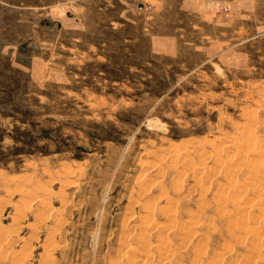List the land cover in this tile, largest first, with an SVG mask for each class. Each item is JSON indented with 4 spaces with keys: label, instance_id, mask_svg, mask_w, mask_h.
<instances>
[{
    "label": "rangeland",
    "instance_id": "374dc122",
    "mask_svg": "<svg viewBox=\"0 0 264 264\" xmlns=\"http://www.w3.org/2000/svg\"><path fill=\"white\" fill-rule=\"evenodd\" d=\"M262 170L264 0H0V264H264Z\"/></svg>",
    "mask_w": 264,
    "mask_h": 264
},
{
    "label": "bare ground",
    "instance_id": "6f19581e",
    "mask_svg": "<svg viewBox=\"0 0 264 264\" xmlns=\"http://www.w3.org/2000/svg\"><path fill=\"white\" fill-rule=\"evenodd\" d=\"M245 131H246V130H245ZM250 132H252L251 129H250ZM243 137H245V136H243ZM246 137H247V136H246ZM250 137H251V136H250ZM250 137H249V138H250ZM252 138H253V137H252ZM252 138H251V140H252ZM257 138H258V137H257ZM241 140H242V139H241ZM247 140H248V139H246V140L243 142L244 144L242 143L243 146H247V145L249 144L248 142H246ZM249 140H250V139H249ZM254 140H255V139H254ZM242 141H243V140H242ZM225 142H226V141H225ZM245 142H246L247 144H246ZM254 144H255V143H254ZM262 144H263V143H262ZM227 145H228V144H227ZM260 145H261V144H260ZM220 146H221V145H220ZM239 146H240V145H239ZM243 146H241V147H243ZM250 146H251V145L249 144L248 147H250ZM253 146H255V145H253ZM259 147H260V146H259ZM223 148H224V147H223ZM239 148H240V147H239ZM244 148H245V147H244ZM244 148H243V150H242V148H241V149H240V152H241V151L244 152V150H246V149H244ZM250 148H251V147H250ZM254 148H255V147H254ZM261 148H262V146H261ZM261 148H259V149H261ZM181 149H182V148H181ZM215 149H216V148H215ZM221 149H222V148H221ZM221 149H220V150H221ZM228 149H229V146H228L227 150H228ZM248 149H249V148H248ZM185 150H186V149H185ZM222 150H225V149H222ZM222 150H221V151H222ZM238 150H239V149H238ZM251 150H252V149H251ZM255 150H256V148H255ZM262 150H263V149H262ZM262 150H261V151H262ZM183 151H184V150H183ZM187 151H188V150H187ZM221 151H220V152H221ZM253 151H254V150H253ZM257 151H258V149H257ZM184 152H186V151H184ZM184 152H183V153H184ZM240 152H238V153H240ZM243 152H241V154H243ZM246 152H247V150H246ZM176 153H177V152H176ZM211 153H213V152H211ZM223 153H224V152H223ZM233 154H234V153H233ZM241 154H240V155H241ZM250 154H251V157L249 156V158H251V164H253V168H254L255 165H257L258 163H257V160L255 161V157H254V160L252 161V158H253V157H252V152H251ZM253 154L255 155V153H253ZM257 154H258V152L256 153V155H257ZM261 154L263 155L262 152L260 153V155H261ZM228 155H229V154H228ZM228 155H227V158H230V159H231L232 156L230 157V156H228ZM237 155H238V154H237ZM245 155H246V154H245ZM245 155H244V158L247 159L248 157H247V155H246V157H245ZM258 155H259V154H258ZM260 155H259V157L261 158L262 156H260ZM218 156H219V155H218ZM220 157H221V155H220ZM234 157H235V156H234ZM241 158H242V157L240 156V159H241ZM256 158H257V157H256ZM203 159H204V158H203ZM217 159L219 160V161L217 160L218 163H219L221 158H217ZM262 159H263V157H262ZM182 160H183V159H182ZM227 160H228V159H227ZM237 160H238V159H237ZM242 161H243V160H242ZM244 161H245V160H244ZM254 161H255L256 163H252V162H254ZM208 162H209V161H208ZM245 162H246V161H245ZM247 162H248V160H247ZM230 163H231V162H230ZM237 163H238V162H237ZM226 164H227V163H226ZM246 164H247V163H246ZM246 164H245V166H246ZM251 164H250V165H251ZM188 165H189V164H188ZM192 165H193V164H192ZM192 165H191V166H192ZM194 165H195V164H194ZM216 165H217V164H216ZM237 165H238V164H237ZM250 165H249V166L247 165L249 170L252 169V168L250 167ZM191 166H190V167H191ZM226 166H229V168H230L229 163H228ZM240 166H241V165H240ZM245 166H244V167H245ZM251 166H252V165H251ZM221 167H222V166H221ZM224 167H225V165H224ZM231 167H232V166H231ZM249 167H250V168H249ZM262 167H263V165H262ZM199 168H200V167H199ZM206 168H208V167H206ZM227 168H228V167H227ZM229 168H228V169H229ZM240 168H241V167H240ZM215 169H216V168H214V170H215ZM220 169H221V168H220ZM225 169H226V167H225ZM228 169H227V170H228ZM231 170H233V169H231ZM243 170H244V169H243ZM252 170H253V169H252ZM252 170H251V171H252ZM260 170H261V169H260ZM251 171H249V172H251ZM255 171H257V170L255 169ZM262 171H263V170H262ZM231 172H232V171H231ZM259 172H260V171H259ZM263 172H264V171H263ZM263 172H262V173H263ZM214 173H215V172H214ZM251 173H252V172H251ZM231 174L234 175L235 173H231ZM249 174H250V173H249ZM249 174L247 173V177L249 176ZM252 174H253V173H252ZM225 175L227 176L226 172H225ZM229 175H230V174H228V176H229ZM257 175H258V174H257ZM260 175H262V174H260ZM226 176H225L224 178H226ZM228 176H227V177H228ZM254 176H255V175H254ZM262 176H264V173H263ZM251 177H253V175H251ZM251 177H250V178H251ZM260 177H261V176H260ZM260 177H259V178H260ZM229 178H230V177H229ZM255 178H256V177H255ZM161 179H162V178H161ZM212 179H213V178H212ZM235 179H236V178H235ZM251 179H252V178H251ZM261 179H262V178H261ZM227 180H230V179H227ZM177 181H178V180H177ZM230 181H231V180H230ZM237 181H238V180H237ZM251 181H252V180H251ZM262 181H264V180L262 179ZM175 182H176V181H175ZM178 182H179V181H178ZM178 182H177V183H178ZM180 182H182V181H180ZM180 182H179V183H180ZM227 182H228V181H227ZM231 182H232V181H231ZM239 182H240V181H239ZM254 182H255V181H253V183H254ZM257 182H258V181H257ZM257 182H256V183H257ZM259 182H260V181H259ZM233 183H234V182H232V184H233ZM256 183H254V184H256ZM260 183H261V182H260ZM237 184L239 185V183H237ZM251 184H252V183H251ZM147 185H148V184H147ZM176 185H177V184H176ZM178 185H179V184H178ZM178 185H177V186H178ZM224 185H225V184H224ZM224 185H222V186H224ZM252 185H253V184H252ZM258 185L262 187V185H260V184H258ZM258 185H257V186H258ZM179 186H180V185H179ZM225 186H226V185H225ZM236 186H237V185H236ZM239 186H240V185H239ZM242 186H243V185H242ZM259 186H258V189H256V190H259V191H260V190H261V187H259ZM145 187H146V186H145ZM147 187H148V186H147ZM172 187H173V185H172ZM253 187L255 188V185H254ZM182 188H183V187H182ZM206 188H207V187H206ZM236 188H237V187H236ZM240 188H241V187H240ZM259 188H260V189H259ZM263 188H264V187H263ZM146 189H147V188H146ZM149 189H150V188H149ZM162 189H163V188H162ZM245 189H246V188H245ZM178 190H179V189H178ZM147 191H148V190H147ZM165 191H166V190H165ZM179 191H180V190H179ZM219 191H221V190H219ZM225 191H226V190H225ZM174 192H175V191H174ZM134 193H135V192H134ZM142 193H143V191H142ZM179 193H180V192H179ZM222 193H223V192H218L217 195L219 194L220 196H223ZM251 193H252V192H251ZM173 194H174V193H173ZM223 194L225 195L226 192H224ZM159 195H160V194H159ZM161 195H162V194H161ZM166 195H167V194H166ZM181 195H182V194H181ZM237 196H238V195H237ZM240 196H241V195H240ZM151 197H152V196H151ZM185 197H186V196H185ZM227 197H228V196H227ZM238 197H239V196H238ZM143 198H144V196H143ZM145 198H146V197H145ZM180 198H181V197H180ZM174 199H175V198H174ZM228 199H229V198H228ZM235 199H236V197H235ZM240 199H241V198H240ZM251 199H252V198H251ZM39 200H40V199H39ZM146 200H147V199H146ZM218 200H219V199H218ZM221 200H223V199H220V201H221ZM248 200H249V199H248ZM27 201H28V200H27ZM158 201H159V200H158ZM231 201H232V200H231ZM244 201H245V200H244ZM252 201H253V200H252ZM252 201H250V202H252ZM262 201H263V200H262ZM225 202L227 203V201H225ZM225 202L223 201V203H225ZM228 202H229V201H228ZM239 202H241V201H239ZM39 203H40V202H39ZM140 203H141V202H140ZM234 203H235V202H234ZM237 203H238V202H237ZM243 203H244V202H243ZM258 203H259V202H258ZM227 204H228V203H227ZM241 204H242V203H241ZM156 205H157V204H156ZM165 205H166V203H165ZM216 205H217V204H216ZM255 205H256V204H255ZM228 206H229V205H228ZM232 206H233V204H232ZM235 206H236V204H235ZM160 207H161V206H160ZM169 207H170V206H169ZM173 207H174V206H173ZM153 208H154V207H153ZM200 208H201V207H200ZM202 208H203V207H202ZM232 208H234V207H232ZM148 209H149V208H148ZM169 209H170V208H169ZM255 209H256V208H255ZM262 209H264V208H262ZM153 210H154V209H151V211H153ZM163 210H164V209H163ZM221 210H222V209H221ZM231 210H233V209H230V211H231ZM258 210H259V209H258ZM157 211H158V210H157ZM173 211H174V210H173ZM173 211H172V212H173ZM180 211H181V210H180ZM255 211H256V210H255ZM160 212H161V211H160ZM162 212H163V211H162ZM166 212H167V211H165V213H166ZM170 212H171V209H170ZM219 212H221V211H219ZM222 212H223V211H222ZM222 212H221V213H222ZM257 212H258V211H257ZM263 212H264V211H263ZM163 213H164V212H163ZM204 213H205V212H204ZM221 213H220V214H221ZM261 213H262V211H261ZM151 214H152V213H151ZM166 214H167V213H166ZM166 214H165V216H166ZM168 214H169V213H168ZM168 214H167V215H168ZM170 214H171V213H170ZM199 214H200V213H199ZM237 214H238V213H237ZM237 214H236V215H237ZM149 215H150V214H149ZM153 215H154V214H153ZM224 215H225V213H224ZM247 215H248V214H247ZM252 215H253V214H252ZM257 215H258V214H257ZM257 215H255V216H257ZM132 216H133V214H132ZM132 216L130 215V217H132ZM134 216H135V214H134ZM154 216H155V215H154ZM173 216H174V215H173ZM173 216H170V215H169L170 220H171V218H172ZM175 216H176V214H175ZM175 216H174V217H175ZM177 216H178V215H177ZM222 216H223V215H222ZM259 216H262V215L259 214L258 217H259ZM150 217H151V216H150ZM167 217H168V216H167ZM169 217H168V218H169ZM174 217H173V218H174ZM232 217H233V216H232ZM236 217H237V216H236ZM243 217H244V214H243ZM173 218H172V219H173ZM195 218H196V217H195ZM241 218H242V217H241ZM241 218H240V219H241ZM259 218H262V217H259ZM150 219H151V218H150ZM152 219H153V218H152ZM165 219H166V218H165ZM174 219L177 220L178 218L176 217V218H174ZM233 219H235V218H233ZM242 219H244V218H242ZM247 219H248V218H247ZM247 219H246V220H247ZM254 219H255V218H254ZM183 220H184V219H183ZM192 220H193V218H192ZM227 220H228V219H227ZM143 221H144V220H143ZM177 221H178V220H177ZM180 221H181V220H180ZM193 221H196V219H194ZM199 221L201 222V220H199ZM230 221H232V220H230ZM244 221H245V220H244ZM171 222H172V221H171ZM173 222H174V221H173ZM232 222H233V221H232ZM236 222H237V221H236ZM245 222H246V221H245ZM254 222H255V220H254ZM142 223H143V222H142ZM174 223H176V222H174ZM196 223H199V222L196 221ZM201 223H202V222H201ZM256 223H257V222H256ZM260 223H261V222H260ZM263 223H264V222H263ZM146 224H147V222H146ZM148 224H149V222H148ZM163 224H164V222H163ZM166 224H168V223H166ZM169 224L171 225V223H169ZM180 224H182V223H180ZM183 224H184V223H183ZM250 224H251V223H250ZM250 224H249V225L247 224V225L250 227V226L252 225V224H251V225H250ZM173 225H174V224H172V226H173ZM176 225H178V224H176ZM204 225H205V224H204ZM244 225H245V224H244ZM259 226H260V224H259ZM161 227H163V226H161ZM166 227H167V226H166ZM174 227H175V226H174ZM229 227H230V226H229ZM242 227H243V226H241V228H242ZM245 227H246V226H245ZM260 227H263V226H260ZM163 228H165V225H164ZM175 228H176V227H175ZM256 228H257V226H256ZM256 228H255V226H254V227H251L250 229H251V230H254V229H256ZM258 228H259V227H258ZM165 229H166V228H165ZM170 229H172V228H170ZM186 229H187V228H186ZM235 229H237V228H235ZM243 229H244V228H243ZM259 229L261 230V228H259ZM259 229H258V230H259ZM180 230H181V229H180ZM256 230H257V229H256ZM141 231H142V230H141ZM144 231H145V230H144ZM169 231H170V230H169ZM169 231H168V232H169ZM145 232H146V231H145ZM246 232H247V231H246ZM248 232H250L249 229H248ZM251 232H252V234H253V231H251ZM259 233H260V231H259ZM257 234H258V233H257ZM0 235H1V234H0ZM241 235H242V234H241ZM181 236H182V235H181ZM207 236H208V235H207ZM163 237H165V236H163ZM183 237H184V236H183ZM183 237H181V238H183ZM185 237H186V236H185ZM185 237H184V239H186ZM165 238L167 239V237H165ZM165 238H163V239H165ZM205 238H206V237H205ZM7 240H8V239H7ZM140 240H141V239H140ZM143 240H144V239H143ZM168 240H170V239L168 238ZM186 240H188V239H186ZM204 240H205V239H204ZM165 241H166V240H165ZM182 241H183V240H182ZM201 241H202V240H201ZM166 242H167V241H166ZM184 242H185V243H184ZM163 243H164V242H163ZM183 243L186 245V241H183V242H182V245H184ZM120 244H121V243H120ZM161 244H162V243H161ZM166 244H167V243H166ZM187 244H189L188 241H187ZM121 245H122V244H121ZM167 245H168L167 248H169V244H167ZM172 245H173V244H172ZM174 246H175V245H174ZM180 246H181V245H179L178 248H180ZM201 246H202V244H201ZM203 246H204V245H203ZM205 246H207V244H206ZM205 246H204V247H205ZM164 247H165V246H164ZM186 247H187V245H186ZM128 248H129V247H128ZM167 248H166V251H168ZM170 248H171V247H170ZM173 248H174V247H173ZM178 248H177V254L179 253ZM182 248H183V247H182ZM171 249H172V248H171ZM171 249H170V250H171ZM132 250H133V249H132ZM170 250L168 251V253L170 252ZM171 251H172V250H171ZM199 251H200V250H199ZM173 252H174V251H173ZM181 252H182V251H181ZM125 253H126V252H125ZM195 253H197V252H195ZM221 253H222V252H221ZM169 254H170V253H169ZM175 254H176V253H175ZM180 254H181V253H180ZM197 254H201V253H197ZM125 255H126V254H125ZM125 255H124V256H125ZM165 256H166V255H165ZM170 256H171V255H170ZM175 256H176V255H175ZM177 256H178V255H177ZM122 257H123V256H122ZM125 257H126V256H125ZM127 257L129 258L130 256H127ZM146 257H147V256H146ZM146 257H145V258H146ZM149 257H150V256L148 255V259L151 258V257H150V258H149ZM172 257H173V256H172ZM179 257H180V256H179ZM203 257H204V256H203ZM206 257H207V256H206ZM128 258H126V259L129 260ZM145 258H143V259L145 260ZM155 258H156V257H155ZM161 258H162V257H161ZM132 259H133V261H134L135 257H132ZM132 259L130 258V260H132ZM136 259H137V258H136ZM217 259H218V258H217ZM146 260H147V259H146ZM133 261H132V262H133ZM137 261H138V260H137ZM150 261H151V260H150ZM150 261H149V262H150ZM203 261H204V260H203ZM216 261H217V260H216ZM139 262L142 263L141 261H139ZM139 262H138V263H139ZM143 262H144V261H143ZM146 262H148V261H146ZM178 262H179V261H178ZM191 262H192V261H191ZM197 262H198V261H196L195 263H197ZM247 262H248V261H247ZM249 262H250V261H249ZM245 263H246V262H245ZM143 264H144V263H143ZM148 264H149V263H148ZM156 264H157V262H156ZM198 264H200V263H198Z\"/></svg>",
    "mask_w": 264,
    "mask_h": 264
},
{
    "label": "crops",
    "instance_id": "0c3cea01",
    "mask_svg": "<svg viewBox=\"0 0 264 264\" xmlns=\"http://www.w3.org/2000/svg\"><path fill=\"white\" fill-rule=\"evenodd\" d=\"M153 47L155 48V50L157 51H166L167 50V41H165L164 39L157 37L155 38V40L153 41Z\"/></svg>",
    "mask_w": 264,
    "mask_h": 264
}]
</instances>
